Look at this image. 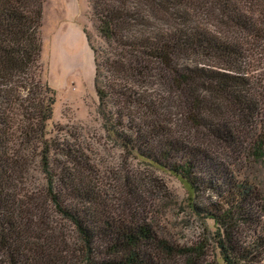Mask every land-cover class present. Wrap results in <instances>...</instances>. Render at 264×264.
<instances>
[{
  "label": "trees",
  "instance_id": "obj_1",
  "mask_svg": "<svg viewBox=\"0 0 264 264\" xmlns=\"http://www.w3.org/2000/svg\"><path fill=\"white\" fill-rule=\"evenodd\" d=\"M90 1L103 131L203 199L221 264H264V0ZM43 3L0 0V264H163L175 246L137 211L136 175L116 203L86 139L48 130Z\"/></svg>",
  "mask_w": 264,
  "mask_h": 264
},
{
  "label": "rangeland",
  "instance_id": "obj_2",
  "mask_svg": "<svg viewBox=\"0 0 264 264\" xmlns=\"http://www.w3.org/2000/svg\"><path fill=\"white\" fill-rule=\"evenodd\" d=\"M40 34L43 79L55 92L52 118L48 123L50 134L54 135L57 128L63 127L77 130L86 139L93 153L91 157L98 163L96 167L103 177L113 179L108 183L116 185V203L124 200V175H136L143 185L139 193L143 207L137 211L155 223L157 235L169 239L175 246L176 251L169 257L162 256L163 264H186L185 256L179 253L183 247L192 251L193 264H221L213 238L214 223L197 216L191 208L203 199L195 198L188 184L166 169L146 165L122 153L101 127L96 113L90 46L99 47L104 42L96 30L91 1L44 0ZM228 155L229 160H244L236 151L230 150ZM244 163L248 170L255 169L254 164L246 160ZM127 174L125 183L131 181Z\"/></svg>",
  "mask_w": 264,
  "mask_h": 264
}]
</instances>
